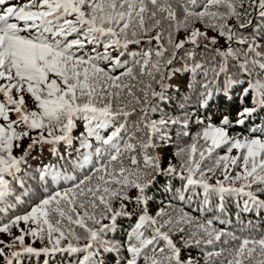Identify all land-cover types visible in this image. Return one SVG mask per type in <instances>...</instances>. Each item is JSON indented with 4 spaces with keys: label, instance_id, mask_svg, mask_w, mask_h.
<instances>
[{
    "label": "snow or ice",
    "instance_id": "6c2138e0",
    "mask_svg": "<svg viewBox=\"0 0 264 264\" xmlns=\"http://www.w3.org/2000/svg\"><path fill=\"white\" fill-rule=\"evenodd\" d=\"M175 2L183 7V22L177 20L173 0H39L38 3L33 0L32 3L23 6L13 5L11 0H0V79L6 81L5 84H0V93L5 98L3 102H0V119L4 122L0 123V201L6 200L12 194V185L6 177H16L25 156L36 144H55L63 141L69 146L72 145L74 138L71 132L76 119L81 118L85 121L86 133H81V146L91 149L90 138L92 137L100 145L95 148L99 166L92 170V175L79 180L63 192L57 191L47 195L32 206L26 214L15 216L0 227V231L11 234L9 225L17 226L20 221L26 223L30 221L36 225L28 232L21 230V235L15 236L12 244L0 241V244L9 249L15 246L16 241L20 245V252H5L4 247H0V256L3 257L5 264H13L12 258L19 257L21 252L37 256L40 253L63 251L85 253L78 260V264H95L94 256L101 246L104 251L119 253L125 244L104 241L101 237L103 233L114 227L117 217H132V213L126 210L125 200L134 201L137 206L144 204L145 207L140 209L138 223L128 233L125 243L129 258L122 260L121 264H138L141 257L144 259V264H194L191 257L182 258L181 248L177 247L170 234L163 230L172 221L165 220L159 223L157 219L148 215L146 207L148 201L146 189L156 182L159 175L176 174L175 166L169 165L167 169H162L158 157L149 156L145 152L144 168L133 171L125 167L122 160L126 152L131 153L137 147V144L123 141L121 133L126 129V125L120 124L106 138L100 134L101 129L114 125L121 117L127 118L131 115L122 108L114 109L111 99L101 104L105 99L102 93L107 84L110 83L116 88L121 87L117 83L121 77L111 75L112 70L119 65V57L113 58L109 49L120 48L122 42L124 47H127L129 43H139L138 40L128 39L130 29L133 37L137 35V28L148 32L149 21L154 22L151 25L152 28L160 27L164 21H174L177 29L182 23L187 29L189 18H195L205 22L206 27L214 31L218 30L221 36H225L227 29L228 41L236 40L240 44L246 43L245 38L238 37L235 26L226 24V20L231 16H236L238 21L240 19L235 0H205L201 5L197 4V0H175ZM250 3L255 5L257 0H250ZM258 5L259 16L264 19V0H258ZM85 7L87 11L84 10ZM197 7L202 10L197 11ZM239 7L243 8V3H240ZM220 8L226 11H220ZM70 16H74L75 19H69ZM20 22L23 23V27L19 26ZM238 27L244 28L246 25L239 23ZM162 36L163 32H157L155 37L150 38L158 43L159 50L155 53L158 58L162 57L166 51L161 43ZM199 36L207 38L206 33L193 29L186 40L197 44L196 38ZM70 37L75 38L70 39ZM208 39L211 44L216 43L215 37ZM171 42L172 38L169 35V43ZM185 42L182 40L175 43L174 48L182 49ZM88 45H103L104 50L100 52L97 47H93L92 52L89 53L85 51ZM260 47L261 45L256 44L255 41L248 43L246 58L240 64L242 71L248 72L249 64L253 67L258 65L264 71V63L256 58L251 60L247 58L248 53L254 52L255 57L264 60V53L258 50ZM216 51L224 57L237 54L231 47L226 51L221 49ZM150 55V52L143 54L142 72L149 64ZM176 55L174 51L172 58L165 62V67L172 64ZM101 63H109L110 67L105 69L100 66ZM151 67L161 75L159 83L163 89L165 74L160 72L159 60ZM224 68L225 65L222 64L220 72L216 75L219 76ZM132 71L131 68H127L121 76L130 75ZM149 75L152 73L149 72ZM50 76L55 78L50 79ZM102 79L106 82L105 84L101 83ZM13 90L17 94L16 97L12 95ZM249 91L252 93L254 105L244 107L238 113L236 124H244L246 118L257 111V106L264 109V81L259 79L250 81L249 87L244 89L245 97ZM25 92L33 98L36 104L35 110L27 108ZM129 94L131 95L130 89ZM107 95L114 96L118 100L120 94L109 92ZM152 95L162 97V92L153 91ZM204 95L202 106H206L209 102L211 92ZM137 103H142L139 98ZM143 103L147 104V93ZM152 110L155 111V108ZM142 111L146 112L147 109ZM12 113L16 116L15 120L10 118ZM179 122L176 118H161L159 121L149 122L145 117L144 127L149 131L148 142H140V148L146 150L154 147L153 140L156 137L162 142L170 139L169 133L164 129L170 124L175 125ZM228 124L229 117L224 116L219 126L209 123L197 134L195 140L202 139L206 147L198 149L194 142L187 149L182 148L177 151L178 156L187 152V160L181 165L182 171L179 175L182 180H186L185 187L202 184L204 188L220 193H241L250 198L245 201L246 204L252 202L256 206L264 207V200H260L256 195V192H264V187H260L264 186V125L253 127L250 129V135L241 139L229 136ZM37 129L40 130V134L31 138L32 143L25 149V155L14 156L13 147L20 146L19 142L29 135V130ZM45 130L47 137L44 135ZM55 131L61 134L55 135ZM256 132L260 135H256ZM187 134L184 133V135ZM132 139L135 137L129 136V141ZM224 146H227L228 153H231L233 149L244 151L238 156L227 154L220 156L212 168L202 170V161L206 158L210 159L215 149ZM197 152L200 160L194 158ZM105 155L108 156L107 162L104 161ZM89 158L88 155L84 157L86 161ZM130 159L131 164L135 166L137 164L135 156H131ZM240 159L243 161L240 165L242 171L236 172L235 177H232L230 172L235 169ZM229 160L232 169H229L227 163ZM221 164L225 172L224 180H217L216 185L208 184L204 179L205 171L214 173ZM184 171L187 172L186 176ZM99 173L103 174L98 175ZM197 173L199 179L195 178ZM39 175L41 181L49 176L53 182L59 179H72L64 177L51 165H45ZM94 179L95 183H93ZM241 180L245 183L239 187L224 186L225 181L235 183ZM86 185H88L87 188ZM253 185L257 186L256 192L250 190ZM130 187L138 190L135 198L127 195V189ZM246 188L249 189L247 192H245ZM115 198L121 201L118 209L112 207V200ZM17 199L20 198L17 197ZM105 218H109L113 223L103 224L102 220ZM88 221L99 227H90ZM211 223L208 221L207 224L199 225L206 233L207 239H193L196 235L193 233V238L185 242L186 246L190 247L193 243L197 247L201 243L211 245L215 241H220L222 236L232 235L212 229ZM73 225L83 229L86 235L84 237L78 235ZM45 226L51 248L45 247L38 250L24 245V236L27 234L43 239ZM148 228L152 230L150 237L145 235ZM180 231L182 232L183 229ZM65 238H69V243L66 248H62L61 241ZM82 238L87 240L86 244L73 246L72 240L79 241ZM232 239L238 238L232 235ZM161 240L164 242V247H160L158 243ZM223 254L222 250L206 253V256L210 258ZM253 261L256 264H264V238L258 240L243 238L238 247L229 250L226 264H252Z\"/></svg>",
    "mask_w": 264,
    "mask_h": 264
},
{
    "label": "trees",
    "instance_id": "16d2710c",
    "mask_svg": "<svg viewBox=\"0 0 264 264\" xmlns=\"http://www.w3.org/2000/svg\"><path fill=\"white\" fill-rule=\"evenodd\" d=\"M32 2L33 0H11V3L17 6H23ZM36 2L38 3L39 0H36ZM200 2H205V0H197L198 5L203 4ZM235 2L237 4V11L240 13V19L238 21L236 16H231L226 20V24L229 26L239 23L245 24L246 27L244 28L237 26L236 32L238 37L245 38L246 43L240 44L236 40L228 41L226 38L227 29L225 30V36H221L218 30L214 31L212 28L206 27L205 22H201L195 18H189L187 29H185L183 23L177 29L176 22L174 21H164L160 27L152 28L151 25L154 22L149 21L148 27L150 30L148 32L137 28V35L133 37L131 29L129 30L128 39L138 40L139 43L131 44L125 51L118 48L109 49L113 58L119 57V65L112 70L111 75L121 77L117 81L121 87L116 88L109 83L105 87L104 93H102L107 100L104 99L101 104L111 99L114 109L125 106L132 113L129 124H125L129 117H121L114 125H109L100 130L101 136L106 138L114 131L115 127H119L120 124L126 125V129L121 133V137L125 142L137 144V147L131 153L126 152L124 154V157H122L124 166L133 171L142 170L144 168L145 152L149 156L158 157L162 169H167L169 165L175 166L176 174L159 175L156 182L146 189L145 194L148 197L146 207L148 215L157 219L159 223H163L165 220L172 221L163 230L168 232L176 246L181 248L182 258L187 259L191 257L194 264H226L229 250L238 247L243 238L248 237L257 240L264 238V207L256 206L252 202L246 204L245 201L250 200V198L241 193H220L219 191L206 189L202 184L185 187L186 180H182L179 173L182 171L181 165L187 160V152L181 153L179 156L176 154L179 149H187L194 142L197 144L198 149L206 147L202 139L196 141L195 137L190 140L188 138L192 137V134L196 132L198 125H201L199 133L209 123L219 126L224 116L229 117V124L227 125L229 136L241 139L250 135V129L253 127L264 125V109H261L259 106H257V111L253 115L246 118L244 124L235 123L238 113L244 107H252L254 105L251 91L245 97L244 89L249 87L250 81H256L257 79L264 81V71L258 65L253 67L249 64L248 72H244L240 68V64L246 58L245 53L248 51V43L255 41L256 44L261 45L258 50L264 53V19L259 16L258 0L255 5H252L250 0H235ZM240 3H243V8L239 7ZM173 7L176 9L177 20L183 22V7L179 6L175 0H173ZM196 10L200 11L202 9L197 7ZM212 10L215 11V9ZM220 11H226V9L220 8ZM72 17L70 16L69 19H72ZM19 26L23 27V23L20 22ZM193 29L206 33L207 38L205 36L197 37V44L188 42L186 38L190 36ZM181 31H183L182 35L177 39L176 36ZM157 32H163L161 43L166 49L160 58L155 55L156 51L159 50L157 41L150 39L151 37H155ZM22 34L26 35L27 33ZM169 35L172 38L171 43H169ZM212 37H215V44H211L208 39ZM182 40L186 41L184 47L179 50L175 49L174 44ZM93 47H97V50L100 52L104 50L103 45H88L85 51L91 53ZM229 47L234 49L237 54L224 57L216 51V49L226 51ZM174 51L177 53L176 57L173 59L171 65L165 67V62L172 58ZM146 52H150L151 55L148 57L149 64L144 67V71L142 72L143 54ZM188 53L192 54L189 55ZM247 58L249 60L256 58L264 63V60L255 57L254 52L248 53ZM157 60L160 63V72L165 74L163 89L159 83L161 75L151 67ZM137 61L140 63H136ZM222 64L225 65L224 71L217 76L216 73L220 72ZM100 66L108 69L110 64L101 63ZM127 68H131L133 70L132 73L121 76V73L126 72ZM149 72L152 75H149ZM171 77L177 78L175 86H179L176 89L178 94L171 92V89H173L170 87ZM51 78L55 77L50 76ZM2 83L5 84L6 81L3 80ZM101 83L105 84L106 82L102 79ZM129 89L131 90V95L129 94ZM97 90L99 91V87ZM153 91L157 93L162 92V97L159 95L153 96ZM109 92L113 94L119 92V99H115L114 96H108L107 93ZM208 92H211V98L206 106H202L201 102L205 98L204 94ZM145 93H147V104L143 103ZM24 98L27 108L35 110L36 104L31 95L25 92ZM138 98L142 103H137ZM3 101L4 98L0 95V102ZM145 108L147 111H142ZM153 108H155V111L152 110ZM145 117L149 122L159 121L161 118H176L180 122L175 125L170 124L164 129V131L169 133L170 139L162 142L156 137L153 140L155 146L144 150L140 148L139 144L140 142H148L149 131L144 127ZM10 118L16 119L14 113ZM0 123H4L2 119H0ZM44 133L47 135L46 130ZM81 133H86L85 121L78 118L75 120L74 128L71 132L74 138L71 146L63 141L55 144L38 143L25 156V160L20 165V171L16 177H6L12 185V194L6 200L0 201V227H3V224L8 223L15 216L26 214L31 210L32 206L39 203L47 195L57 191L63 192L64 189L73 186L79 180L92 175V170L99 166L98 158L95 156V148L100 145L92 137L90 138L92 148L82 147ZM184 133L188 134L184 135ZM39 134V129L29 130V135L19 142L20 146L13 147L12 154L16 157L24 156L25 149L32 143L31 138ZM54 134L59 135L61 133L55 131ZM255 134L260 135L259 132ZM129 136H133L135 139L129 141ZM243 151V149H233L231 153H228L227 146L215 149L210 159L206 158L202 161L201 169L212 168L220 156L226 154L238 156L242 155ZM86 155L90 157L87 161L84 159ZM131 156H135L137 160L135 166L131 164ZM194 158L200 160L198 152ZM107 160L108 156L105 155L104 161L107 162ZM227 163L232 168L231 161L229 160ZM242 164L243 161L240 159L238 165L235 167L236 172L242 171L240 167ZM45 165L54 166L64 177H71L72 179H59L53 182L49 176L46 180L41 181L39 173ZM102 174L99 173L98 175ZM184 175H187L186 171H184ZM224 175L223 164H221L220 168L214 173L205 171L204 179L208 184L216 185L217 180H224ZM195 178H200L198 173L195 175ZM93 183H95V179ZM243 183H245L243 180L235 183L225 181L224 186L226 188L230 186L239 187ZM85 187L87 188L88 185ZM256 187V185H253L252 191L256 192ZM247 191L248 189H245V192ZM137 194L138 190L134 187L127 189L129 197L135 198ZM258 194L264 195V192H256L257 196ZM17 197L20 199L18 200ZM258 198L264 200L263 196H258ZM120 203V199L115 198L112 200V207L118 209ZM124 203L127 205L126 210L132 213V218L125 216L117 217L114 227L103 233L101 239L111 243L125 244V247L117 253L116 251H104L103 246H101L96 250L94 256L95 264H121L122 260L129 258L125 242L128 233L138 223L140 209L145 207V205L141 204L137 206L134 201L130 202L128 200H125ZM158 213H161V215L158 216ZM97 218H99V214H97ZM235 218L239 219V222L236 224L233 222ZM208 221L212 222V229L230 233L238 239L233 240L232 235H225L221 237L220 241H215L211 245L201 243L197 247L193 243L190 247L186 246L185 242L193 238V233H196L193 239H207L206 233L199 225L207 224ZM102 223L112 224L113 222L109 218H105L102 220ZM88 224L90 227H99V225L92 224L91 221H88ZM9 227L11 234L0 231V241H4L5 244H12L14 237L21 235V230L28 232L31 228L36 227V225L30 221L27 223L20 221L17 226L9 225ZM73 227L81 237L86 235L83 229L75 225ZM180 229H183V231L181 232ZM145 235L149 237L152 235L151 228L145 231ZM24 237L31 245L36 246L34 248L38 250L52 247L49 241L47 242L46 226L43 239L39 236L34 237L31 234H27ZM71 242L74 246H83L87 243V240L82 238L79 241L72 240ZM63 243L61 241L60 247L66 248L69 241L66 244ZM158 243L160 247H164L162 240ZM0 247H4L5 252H10L12 249L2 244H0ZM222 250L224 254L221 256H212L210 258L206 256V253L220 252ZM84 255L85 253H70L68 251L49 252L47 254L40 253L38 256L36 254L21 252L19 257L12 259L13 264H78V260ZM1 261L2 256H0V264ZM138 264H144L142 257L139 259ZM252 264H256V262L253 261Z\"/></svg>",
    "mask_w": 264,
    "mask_h": 264
},
{
    "label": "rangeland",
    "instance_id": "374dc122",
    "mask_svg": "<svg viewBox=\"0 0 264 264\" xmlns=\"http://www.w3.org/2000/svg\"><path fill=\"white\" fill-rule=\"evenodd\" d=\"M200 3H204V2H200ZM84 10L87 11V8L85 7ZM72 19H75V17L73 16ZM233 26H235V28H237L238 24L233 25ZM182 33H183V31H181L180 33H178L177 36H176V38L179 39V38L181 37ZM232 41H233V40H232ZM131 44H133V43H129V44L127 45V47H124V46H123V42H122L120 48H118V49H121L122 51H125L129 46H131ZM173 44H174V42H173ZM176 81H177V78H176V77H171L170 87L173 88V89H171V92H173L174 94H178V92L176 91V89L179 88V86H175ZM2 82H3V79H0V84H3ZM163 84H164V82H163ZM0 95L3 96L2 93H0ZM12 95H13L14 97L17 96L15 90L12 91ZM3 98H4V97H3ZM4 99H5V98H4ZM105 100H107V98H105ZM120 108H122V109L128 111V109H126L125 106H123V107L121 106V107H119V109H120ZM128 112L131 113V111H128ZM12 114H13V113H12ZM12 114H11V116H12ZM14 115H15V114H14ZM131 115H132V113H131ZM131 115H130V116H131ZM130 116H129V118L127 119V121L124 120V121H126L125 124H126V123H128V124L130 123V120H131ZM124 121H123V122H124ZM123 122H122V123H123ZM200 127H201V125H198V127L196 128V132H194V133L192 134V137L188 138V140H190L191 138H194V137L197 136V134L199 133ZM115 128H116V127H115ZM114 130H115V129H114ZM44 135L47 137V135H46L45 133H44ZM175 137H176V136H175ZM178 138H179V137H178ZM49 139H50V138H49ZM121 145H122V147H123V144H121ZM229 169H232V168L229 167ZM224 174H225V172H224ZM235 174H236V169H234V170H232V171L230 172V175H231L232 177H235ZM235 187H238V186H235ZM246 189H247V188H246ZM248 190H249V189H248ZM250 190H253V187H252V189H250ZM258 196H263V197H264L263 194H261V195L258 194ZM263 199H264V198H263ZM131 218H132V217H131ZM233 222L236 224L237 222H239V219H238V218H235V219L233 220ZM242 224H243V223H242ZM68 241H69L68 238L62 240V242H64L63 244H66ZM47 242H48V239H47ZM24 245H25V246L36 247V246L31 245L30 242H29L28 240H26L25 237H24ZM73 246H74V245H73ZM39 248H42V247H39ZM11 251H20V245H19V242L15 243V246L11 249ZM11 251H10V252H11ZM1 264H5L3 257H2Z\"/></svg>",
    "mask_w": 264,
    "mask_h": 264
}]
</instances>
